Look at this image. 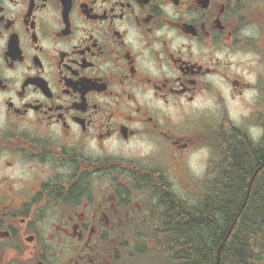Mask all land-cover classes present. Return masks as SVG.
<instances>
[{"label": "flooded vegetation", "instance_id": "flooded-vegetation-1", "mask_svg": "<svg viewBox=\"0 0 264 264\" xmlns=\"http://www.w3.org/2000/svg\"><path fill=\"white\" fill-rule=\"evenodd\" d=\"M254 156L264 0H0V264H130Z\"/></svg>", "mask_w": 264, "mask_h": 264}, {"label": "trees", "instance_id": "trees-1", "mask_svg": "<svg viewBox=\"0 0 264 264\" xmlns=\"http://www.w3.org/2000/svg\"><path fill=\"white\" fill-rule=\"evenodd\" d=\"M256 156L236 159L221 189L196 206L182 202L177 222L148 236L150 264H259L264 252V177L251 172ZM136 259V258H135ZM133 260V262L135 261Z\"/></svg>", "mask_w": 264, "mask_h": 264}, {"label": "rangeland", "instance_id": "rangeland-1", "mask_svg": "<svg viewBox=\"0 0 264 264\" xmlns=\"http://www.w3.org/2000/svg\"><path fill=\"white\" fill-rule=\"evenodd\" d=\"M200 158L197 157V155H194L191 159H189L188 164L191 167L192 171L197 172L200 169L199 164ZM184 192V191H183ZM187 193H182V195L185 197ZM203 194H199V197H201ZM134 264H150L148 261V258L145 256L140 257L136 261L133 262ZM132 263V264H133Z\"/></svg>", "mask_w": 264, "mask_h": 264}]
</instances>
